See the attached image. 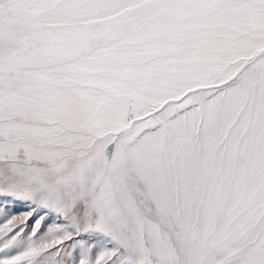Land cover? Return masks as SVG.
Returning <instances> with one entry per match:
<instances>
[{
    "label": "snow or ice",
    "instance_id": "6c2138e0",
    "mask_svg": "<svg viewBox=\"0 0 264 264\" xmlns=\"http://www.w3.org/2000/svg\"><path fill=\"white\" fill-rule=\"evenodd\" d=\"M0 264H264V0H0Z\"/></svg>",
    "mask_w": 264,
    "mask_h": 264
}]
</instances>
